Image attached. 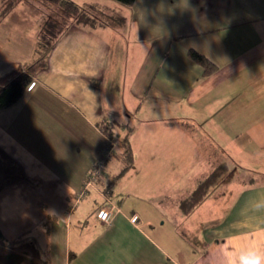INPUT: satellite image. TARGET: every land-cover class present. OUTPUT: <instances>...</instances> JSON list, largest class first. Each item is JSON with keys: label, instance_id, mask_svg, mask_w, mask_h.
Returning a JSON list of instances; mask_svg holds the SVG:
<instances>
[{"label": "crops", "instance_id": "crops-1", "mask_svg": "<svg viewBox=\"0 0 264 264\" xmlns=\"http://www.w3.org/2000/svg\"><path fill=\"white\" fill-rule=\"evenodd\" d=\"M7 1L0 75L34 58L41 29L38 18L30 28L19 19L23 1L4 12ZM130 12L120 33L70 27L0 111V146L28 175L0 192L2 233L30 237L52 264H229L239 249L264 251V0H136ZM127 32L140 61L117 78L121 54L108 36ZM191 49L216 68L206 74ZM128 128L133 166L110 194L94 182L74 205L96 163L110 177L121 172L122 155L106 161V150ZM221 163L232 166L229 180L185 215L181 201ZM107 197L117 206L110 224L97 216ZM170 202L180 225L196 219L183 235L142 207L161 213Z\"/></svg>", "mask_w": 264, "mask_h": 264}, {"label": "trees", "instance_id": "trees-1", "mask_svg": "<svg viewBox=\"0 0 264 264\" xmlns=\"http://www.w3.org/2000/svg\"><path fill=\"white\" fill-rule=\"evenodd\" d=\"M53 6L56 16L42 15L41 29L34 48V58L22 66L11 69L0 75V111L15 104L33 83L35 76L47 65L50 52L57 40L72 26L85 25L91 28L114 25L120 21V26L126 24L122 14L99 3H86L82 6L74 0H40ZM124 4H133L136 0H116ZM13 3H8L4 12H7ZM44 19V20H43ZM43 20V21H42ZM123 22V23H122ZM189 57L204 67L206 74L212 72L216 65L205 55L195 49L189 51ZM106 131L109 137L114 138L113 130ZM124 135H120L114 152L108 158L118 153L122 155L125 165L117 176L110 177L104 172L98 173L95 165L92 169L93 181L104 186L103 190L110 194L116 180L133 166V155L129 144L130 128L124 129ZM108 158H105L107 161ZM104 167V166H103ZM227 172L226 163L219 164L204 180L200 181L193 192L180 203L182 212L189 214L211 191V187L217 183L222 175ZM28 180L24 166L3 147L0 146V192L13 184ZM211 188V189H210ZM0 264H52L49 259L42 257L36 242L25 234L17 239L8 240L0 229Z\"/></svg>", "mask_w": 264, "mask_h": 264}, {"label": "rangeland", "instance_id": "rangeland-1", "mask_svg": "<svg viewBox=\"0 0 264 264\" xmlns=\"http://www.w3.org/2000/svg\"><path fill=\"white\" fill-rule=\"evenodd\" d=\"M17 1H19V0H8L7 2L14 4ZM20 1H23L25 3V5H24L25 8H23V10L18 11L17 15H19L20 20L21 19L26 20L25 22H26V25L28 28H30L32 26L31 23L34 22L37 18H38V20H41L42 15L44 16V18H46L45 12L47 14H52V15L56 16V14H55L56 12L54 11L53 6H49L40 0H20ZM74 1L77 2L78 4L82 5V6H85L84 2H86L87 0H74ZM23 2H21V3H23ZM100 3L103 4L104 6L105 5L109 6L108 8L112 9V12L114 10L116 13L122 14L121 17L124 18L123 22H125V21L127 22V21L132 20V12H130L132 4H124V3L118 2L116 0H105L104 2H100ZM112 24H114V25H109L108 31L109 32L117 31L118 33H120L119 30H117L118 26H120V24H121L120 21H117L116 23H112ZM121 27H122V25H121ZM123 28L127 29L126 24H125V26H123ZM101 31H107V30L105 29V30H101ZM108 38H110V41L108 40L110 42L109 46L112 47V50H114V53L117 52V53L121 54V56H120L121 60H119L117 62L122 63L123 68H121L122 70H118L119 72H118L117 78H119L121 76L120 74H122V73L125 76L124 78H126L127 75H130L132 73V70L129 68L135 67L136 65H134V63H138L140 61L139 60L140 54H139V57L135 60L130 58V55H129L130 46H129V44H130L131 38H130V35L128 34V32H127L126 36H123L121 34V40L112 39L110 37V35L108 36ZM125 38L127 40H124ZM118 43H119V46H118ZM125 65H126V67L128 65V69H126V70L124 68ZM115 84H116L115 81L112 82L111 84L108 83V87L110 85H115ZM110 144H111V142L107 145L106 149L110 146ZM221 164H223V163H221ZM226 165H227V172H225L222 175V177L217 181V183L215 185H213L211 188L218 187V186L220 187L222 184L226 183L229 180L230 175L233 174L232 166H230L228 163H226ZM184 185L186 186V184H184ZM192 188L193 187H190L187 189V195L191 191ZM89 196L91 197V194L88 195L87 197H89ZM186 198L187 197H185L184 199H186ZM171 201H172V198H171ZM142 207H144V213L149 214V216H150L149 219H152L153 221H155V224L158 228L163 227L164 229H170L174 233H181L183 235V231L187 229V224L193 226L194 223L196 222V219L192 217L187 221V224H185L183 226L180 225L179 219L177 217L178 216L177 215V208H176L177 205L173 204L172 202L165 204L164 208L161 210V213L158 212L157 209H154L153 207H151L149 205L143 204Z\"/></svg>", "mask_w": 264, "mask_h": 264}, {"label": "built area", "instance_id": "built-area-1", "mask_svg": "<svg viewBox=\"0 0 264 264\" xmlns=\"http://www.w3.org/2000/svg\"><path fill=\"white\" fill-rule=\"evenodd\" d=\"M114 152V146L112 145L111 147H109L107 150H106V157L105 158H108L112 155V153ZM104 165V160H101L100 162L96 163V166L98 167L99 171L98 173H101V172H104L102 171L101 169H103ZM94 184V181H93V173L91 172L89 174V179L88 181L86 182L84 188L78 193V195L76 196L73 204L76 205V203L86 195L87 193V190L89 187H91L92 185ZM116 209H117V206L114 204L113 201H111V199H109V197L106 198V201L104 202V204L100 205L98 207V213H97V216H98V219L100 221H102L103 223H106V224H110L111 221H112V218L116 212ZM137 216L134 215L132 217V220L135 222L137 220Z\"/></svg>", "mask_w": 264, "mask_h": 264}, {"label": "clouds", "instance_id": "clouds-1", "mask_svg": "<svg viewBox=\"0 0 264 264\" xmlns=\"http://www.w3.org/2000/svg\"><path fill=\"white\" fill-rule=\"evenodd\" d=\"M229 264H264V251L255 247L239 249L229 259Z\"/></svg>", "mask_w": 264, "mask_h": 264}]
</instances>
